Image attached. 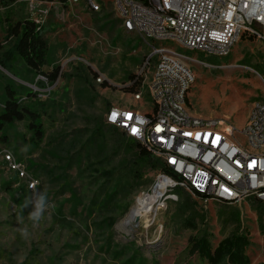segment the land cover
<instances>
[{"label":"rangeland","instance_id":"obj_1","mask_svg":"<svg viewBox=\"0 0 264 264\" xmlns=\"http://www.w3.org/2000/svg\"><path fill=\"white\" fill-rule=\"evenodd\" d=\"M96 13L81 4L63 6L53 0L0 2V42L6 14L12 22L30 17L43 26L46 60L59 68V75L49 83L24 81L0 67V86L7 78L32 92L34 87L40 94L37 98L45 103L40 111L44 136L37 148H30L29 134L21 122H14L6 131V142L0 136V152L10 155L8 161L0 154V264H206L189 244L202 225L211 235L212 247L229 233L241 230L250 242L245 249L250 264L264 262V204L250 199L236 205L201 204L181 189L167 190L164 194H174L175 198L167 196L154 202L147 223L137 220L127 229L120 227L137 197L158 182V171L146 170L143 178L150 180L148 185L143 181L126 194H113L108 170L129 154L123 148L112 154L117 134L109 130L105 136L93 135L92 121L103 118L110 106L151 110L147 82L155 56L147 60L149 47L135 36H124L119 25L113 30L102 27L107 20L117 18L111 0H104ZM104 14L108 16L103 20ZM93 16L99 19L95 21ZM154 44L175 47L168 40ZM186 53L219 65L190 64L194 81L186 95L188 109L202 116L225 117L242 126L252 102L264 90V67L257 68L264 66V43L239 38L226 56ZM79 66L84 79L74 74ZM42 68L48 70L49 66ZM132 73L142 81L139 100L125 91L130 82L127 76ZM98 74L106 83L104 87L95 81ZM84 142L86 146H82ZM15 149L21 154L19 163ZM9 180V189L23 186V204L9 197V189L3 185ZM45 190L55 207L34 226L29 219L30 200L34 192ZM70 193L79 202L74 212ZM21 194L20 190L14 196ZM192 200L195 210L204 214L194 228L183 226V215L177 212L179 205ZM21 229L28 230L27 237Z\"/></svg>","mask_w":264,"mask_h":264},{"label":"built area","instance_id":"obj_2","mask_svg":"<svg viewBox=\"0 0 264 264\" xmlns=\"http://www.w3.org/2000/svg\"><path fill=\"white\" fill-rule=\"evenodd\" d=\"M53 1L63 6L81 4L90 12H98L104 3V0ZM111 2L121 30L149 47L147 60L155 56L147 82L152 108L139 112L110 106L103 118L166 168L167 172L157 174V181L164 179L166 184L155 202L167 196L175 198L174 194H164L165 191L181 189L198 197L201 204L215 201L236 205L244 199L264 204V90L252 102L240 127L225 117L196 114L185 101L194 81L190 64L219 66L195 59L186 51L226 56L242 34L264 43V0ZM166 40L175 47L154 44ZM34 79L47 81L41 74ZM95 81H101L100 74ZM32 90L36 97L40 96L38 89ZM130 95L139 100L141 93ZM1 153L9 161L10 155ZM154 185L145 194L151 193Z\"/></svg>","mask_w":264,"mask_h":264},{"label":"trees","instance_id":"obj_3","mask_svg":"<svg viewBox=\"0 0 264 264\" xmlns=\"http://www.w3.org/2000/svg\"><path fill=\"white\" fill-rule=\"evenodd\" d=\"M13 0H2V4L6 5ZM50 1V0H47ZM95 15L96 12H92ZM108 14H104L103 20L107 19ZM6 19V26L3 29L2 42H0V67L7 69L14 77L24 81H33L37 74L44 75L49 83H52L59 75V68L57 65H51L47 60V42L44 38L43 26L30 17H23L12 22L7 14L4 16ZM97 21L99 18L93 16ZM120 20L113 18L107 20L102 24V27L113 30L119 25ZM128 34L124 33V36ZM240 38H252L251 36L242 34ZM244 61V60H243ZM49 66L48 70H44L43 66ZM218 65V64H216ZM264 66H257L259 70H263ZM81 67H76L74 73L77 77L82 74ZM73 74V75H74ZM83 79L84 77L81 76ZM130 83L125 91L134 93L139 91L141 79L136 74H128ZM3 78V77H2ZM100 84L104 87L105 81ZM190 88V87H189ZM0 136L3 142H6V131L12 126L14 122H21L28 132L27 139L31 149H35L42 142L44 130L41 123L40 111L43 110L45 103L36 97V94L29 88L24 86H15L7 79L3 78L0 86ZM189 90V89H188ZM187 90V92H188ZM187 95V93H186ZM23 96L22 100L19 98ZM185 101L187 99L185 97ZM107 111V110H106ZM105 111V112H106ZM105 114V113H104ZM111 130L117 137L114 138V147L112 154L123 148L129 157L119 163L118 166L111 167L109 175L111 177V192L113 194L121 193L126 194L129 191L136 189L139 183L144 181V186L148 185L150 180H144L143 176L146 170H157L158 172H167L166 168L160 163L159 160L151 156L138 142L132 138L125 137L115 127L108 125L104 122V118H98L92 121V134L105 136V131ZM86 146V142L82 143ZM14 155L17 162L21 160V154L15 149ZM106 170V171H107ZM103 170H101L102 172ZM16 179V174L12 180ZM12 180L4 182L3 185L8 188ZM23 194L16 198L14 195L18 191ZM176 191V189H175ZM25 190L22 185L16 188L9 189V197L16 201L17 204H23V196ZM200 202L198 197H195ZM69 201L73 202L71 212H74L76 204L79 203L75 200L74 193H70ZM127 203L123 206L125 210ZM177 212L183 215L182 224L185 227H195L196 220L203 221V212L195 210V202L185 201L178 206ZM230 217L234 218V213L230 212ZM210 233L207 228L202 227L189 238V244L192 250L198 256L206 260V264H250L249 258L245 253L246 247L250 244L246 233L241 230H236L223 237L217 244L212 247L210 243ZM264 264V262L258 263Z\"/></svg>","mask_w":264,"mask_h":264},{"label":"bare ground","instance_id":"obj_4","mask_svg":"<svg viewBox=\"0 0 264 264\" xmlns=\"http://www.w3.org/2000/svg\"><path fill=\"white\" fill-rule=\"evenodd\" d=\"M165 184L166 181L164 179H159L154 185L151 193L138 196L135 203L127 212L126 216L121 220L120 227L127 229L132 222L137 220H142L143 223H147L151 217L150 211L152 205L159 196L161 189Z\"/></svg>","mask_w":264,"mask_h":264},{"label":"clouds","instance_id":"obj_5","mask_svg":"<svg viewBox=\"0 0 264 264\" xmlns=\"http://www.w3.org/2000/svg\"><path fill=\"white\" fill-rule=\"evenodd\" d=\"M34 188L35 185H32ZM32 205V210L29 213V219L32 221L33 225H38L44 218L45 213L49 211L50 208H54L47 199V191L44 192H34L33 197L30 200ZM28 205L26 204L25 207ZM21 234L25 237L28 236L27 229H21Z\"/></svg>","mask_w":264,"mask_h":264},{"label":"snow or ice","instance_id":"obj_6","mask_svg":"<svg viewBox=\"0 0 264 264\" xmlns=\"http://www.w3.org/2000/svg\"><path fill=\"white\" fill-rule=\"evenodd\" d=\"M114 116H115V114H114ZM133 131H136V129H133Z\"/></svg>","mask_w":264,"mask_h":264}]
</instances>
